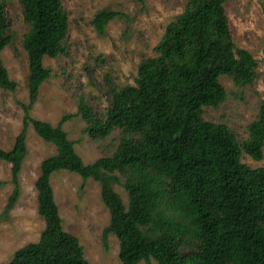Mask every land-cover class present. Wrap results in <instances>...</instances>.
<instances>
[{
	"label": "trees",
	"instance_id": "obj_1",
	"mask_svg": "<svg viewBox=\"0 0 264 264\" xmlns=\"http://www.w3.org/2000/svg\"><path fill=\"white\" fill-rule=\"evenodd\" d=\"M0 0V87L14 91L1 51L14 37ZM30 24L23 46L28 54L29 102L22 103L23 127L13 146L0 148V161L12 163L14 189L4 214L20 194L19 173L30 126L53 143L56 153L41 163L36 182L38 211L46 226L38 241L15 251L8 264H91L80 239L63 226L51 183L53 173L68 170L101 183L110 223L104 237L119 239L120 264H264V165L243 161L244 153L264 158V102L249 123V136L238 139L226 123L203 116L205 106L227 99L221 75L238 86L252 84L259 61L234 41L226 2L188 0L167 26L154 56L138 66L134 84H111L104 116L81 99L86 130L106 136L115 127L124 134L112 155L86 163L61 123L29 114L40 88L51 76L45 57L66 52L69 12L62 0H20ZM124 13L101 10L94 17L100 32ZM68 115L64 117L67 119ZM2 181H0V185ZM122 184L128 204L115 185Z\"/></svg>",
	"mask_w": 264,
	"mask_h": 264
},
{
	"label": "rangeland",
	"instance_id": "obj_2",
	"mask_svg": "<svg viewBox=\"0 0 264 264\" xmlns=\"http://www.w3.org/2000/svg\"><path fill=\"white\" fill-rule=\"evenodd\" d=\"M188 0H62L69 12L66 52L45 57L51 76L43 82L39 98L30 109L33 117L63 127L86 163L112 155L124 129L115 127L106 136L92 135L79 113L81 99L89 102L97 114L104 116L109 105L111 84L118 87L134 84L139 63L157 54L155 46L167 24L181 13ZM6 14L12 42L1 56L12 79L18 82L14 91L0 87V148L10 149L23 127L22 103L29 102L28 54L23 46L30 24L24 18L20 0H8ZM226 9L234 41L249 49L259 61L252 84L238 86L233 78L221 75L227 99L218 106H205L206 119L228 124L238 139L249 136L248 125L255 120L264 102V0H228ZM101 10H118L124 15L111 19L100 32L93 20ZM67 119H64L66 116ZM27 154L19 173L21 194L8 215L4 214L14 189L12 163L0 161V264H8L15 251L29 242L38 241L46 226L38 211L36 182L42 161L56 153L53 143L42 138L33 126L27 130ZM244 162L264 165V158L242 156ZM56 201L64 228L75 234L84 246L91 264H120V242L114 233L104 237L111 214L101 195V183L86 181L76 172L60 170L52 174ZM124 202L128 193L122 184L115 185ZM140 264H146L143 260ZM153 264H158L153 260Z\"/></svg>",
	"mask_w": 264,
	"mask_h": 264
}]
</instances>
